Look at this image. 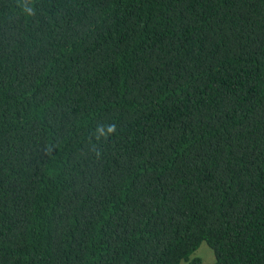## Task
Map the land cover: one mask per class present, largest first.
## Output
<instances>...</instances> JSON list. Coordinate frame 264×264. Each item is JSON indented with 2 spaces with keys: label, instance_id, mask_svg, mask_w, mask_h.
Masks as SVG:
<instances>
[{
  "label": "trees",
  "instance_id": "16d2710c",
  "mask_svg": "<svg viewBox=\"0 0 264 264\" xmlns=\"http://www.w3.org/2000/svg\"><path fill=\"white\" fill-rule=\"evenodd\" d=\"M264 264V0H0V264Z\"/></svg>",
  "mask_w": 264,
  "mask_h": 264
},
{
  "label": "rangeland",
  "instance_id": "374dc122",
  "mask_svg": "<svg viewBox=\"0 0 264 264\" xmlns=\"http://www.w3.org/2000/svg\"><path fill=\"white\" fill-rule=\"evenodd\" d=\"M197 257L200 264H211L214 261V253L212 249L206 244L201 242L198 248L192 253L191 258ZM180 264H189L187 261H182Z\"/></svg>",
  "mask_w": 264,
  "mask_h": 264
}]
</instances>
